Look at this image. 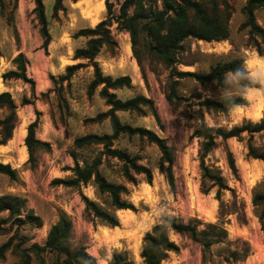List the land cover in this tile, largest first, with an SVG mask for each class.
<instances>
[{
    "label": "rangeland",
    "instance_id": "obj_1",
    "mask_svg": "<svg viewBox=\"0 0 264 264\" xmlns=\"http://www.w3.org/2000/svg\"><path fill=\"white\" fill-rule=\"evenodd\" d=\"M105 1L79 0L75 5L72 0H63L65 10L59 12L58 18H54V0H43L47 30L51 36L48 47L44 48L45 37L34 13L35 0H0V93L12 94L19 118L12 138L0 144V163L10 164L17 170L18 178L12 180L0 175V196L11 194L21 197L25 200V212L39 216L43 223L41 227L32 222L18 224L15 217L10 218L9 212L0 213V245L11 242L0 264H16L22 260V253L33 245L44 247L51 227L59 221L61 215H65L72 223L67 241L69 248L72 251L85 248L97 264H110L117 253H126L133 264H142L145 234L166 218H176L185 224L193 221L198 225V230L213 223L224 227L227 233L221 242L205 251L201 243L189 235L170 230V238L179 250L169 252L161 264H264V231L253 205L255 192L264 191V160L248 155L249 135L244 133L243 140L217 139L215 148L205 159L206 165L221 171L229 186V190H224L218 200L217 187H210L208 182L203 186L201 141L193 135L200 123L195 114L198 107L194 105L199 101H169L171 70L148 55L142 34L136 46L140 63L135 56L130 34L119 32L115 21L110 29L117 44L113 51L104 47L97 61L105 75L114 78L131 77V88L114 91L120 99L144 95L152 101L157 116L149 108L144 109L146 113L118 112V115L123 123L145 127L166 139L174 157L172 170L175 188L170 186L165 175L159 171L162 153L158 146L146 138L127 135H122L115 146L138 155L140 163L151 169L152 183L147 182L145 175L136 176V185L127 182L115 159L105 162L102 172L110 182L128 187L129 194L123 197L135 206V211H115L110 207V198L100 195L93 183L82 185L79 189L55 183L57 179L72 176L70 168L74 167L75 160L71 151L77 137L111 132L108 120L102 123L88 121L109 109L99 94L100 88L89 94V85L94 77L93 66L87 65L78 70L70 80V87L67 82L64 83L63 95L68 107L63 104V108H59L56 92L53 91L59 88L53 78L59 81L60 76L66 73L67 66L80 62L88 64L87 61L74 60L76 49L85 47L88 40L85 37L74 38V34L80 29L95 27L108 17ZM123 1L111 0L114 4L113 15L119 14ZM246 1L230 0L233 13L228 40L206 42L190 38L184 42L179 70L206 73L221 58L238 55L251 60L264 57L255 48L248 46V29L241 28L246 21L242 12ZM88 13L99 15L96 25H91L86 18ZM255 16L258 24L264 28V9H258ZM19 53L25 54L28 62L27 76L34 81L33 84L21 79L4 81L2 78L5 72L16 69L11 60ZM245 68L249 72L248 76L254 80L250 75V63H245ZM228 84L229 95L243 94L245 91L232 75L228 76ZM178 92L187 98L200 94L205 99L215 95V88L210 84L200 85L193 79H183ZM25 100L29 103L24 104ZM259 108V104H253L241 106L240 112L231 115L206 113L205 122L208 126L229 130L248 121L258 122L264 113V107ZM4 115V111H0V119ZM37 119L39 126L36 137L48 142L51 147L38 150L35 162L30 163L25 139L28 126ZM19 130L24 132L21 137L18 136ZM251 143L257 154H264V131L254 134ZM22 153L26 154L25 159H22ZM228 153L235 159L237 173L229 165ZM93 155V149L78 151L81 164ZM208 188L209 192L205 193L204 190ZM83 196L115 213L120 225L111 228L95 219L86 211ZM35 251H27L32 258L31 264H54L60 256L58 252L49 249ZM232 252H236V257L232 256ZM60 257L62 260L63 256Z\"/></svg>",
    "mask_w": 264,
    "mask_h": 264
},
{
    "label": "trees",
    "instance_id": "obj_2",
    "mask_svg": "<svg viewBox=\"0 0 264 264\" xmlns=\"http://www.w3.org/2000/svg\"><path fill=\"white\" fill-rule=\"evenodd\" d=\"M77 2L79 0H72ZM36 7L34 13L37 15L41 24V31L45 37L43 44L47 48L51 36L47 30V16L43 0H35ZM158 3H160L158 5ZM108 17L102 20L95 27L83 28L74 34V38L85 37L87 43L85 47L77 48L74 53V60L87 61L67 66L66 73L60 76L59 81L54 79L56 87V100L59 108L68 107L67 100L63 95L64 83L70 87V80L74 74L84 66H93L94 77L89 85V94H93L100 88L99 94L105 100L109 109L99 113L97 116L90 118L88 121L102 123L110 122V133H90L77 137L74 141L71 154L75 160L74 167L70 168L72 176L67 179H57L58 185L65 187L81 188L82 185L93 183L100 195H107L110 198V207L115 211L133 210L135 206L124 199L123 195L129 194V189L125 184H116L110 182L102 172L105 162L115 159L120 165V172L127 182L137 184V175H145L148 183H152L153 174L149 167L140 163L138 155H132L128 151L115 146V142L122 136L129 137L139 136L146 138L150 143H154L160 149L162 155L159 161V171L165 175L170 186L175 188V178L173 174L174 157L171 148L166 139L160 137L156 132L145 127L132 126L123 123L118 112H145L149 108L157 116L153 108L152 101L144 95L122 100L114 92L123 88H131L132 79L130 76H120L117 78L111 75H105L100 63L97 61L104 47L112 51L116 46V41L112 35L110 27L115 21L118 26L117 30L126 31L131 36L133 50L136 58L141 63V58L136 51L138 38L142 34L146 40L144 48L151 58L158 59L167 68L171 70V79L169 86L168 99L171 102H184L190 99L198 100L194 105L198 107L195 114L200 120L194 137L201 141V163L203 186L210 183V187H217L216 197L221 199L222 192L229 190L225 178L221 171L213 166L206 165V157L213 151L216 146V140L221 138L224 141L230 138L243 140V134L247 133L248 155L254 159L264 160V154H257L251 141L256 133L264 131V113L262 118L253 123L245 122L242 125L233 126L226 130L222 127L208 126L205 122V114H227L234 105L247 106V102L242 99L243 94L229 95L228 76L239 72L240 77L236 78L239 86L245 88L247 85L254 83L248 75L245 68L246 59L243 56L235 55L231 58H221L210 66V70L204 72H192L179 70L180 55L184 51V42L187 39L194 38L206 42H220L230 38V20L233 13L230 0H124L119 8V14L113 15L114 4L111 0L105 1ZM264 9V0H247L242 12L246 16V21L242 24V29H248L249 41L248 46L257 50L260 56L264 55V28L256 20L255 12L258 9ZM52 16L59 17V12L65 10L63 0H54ZM12 63L16 69L9 70L2 75L4 81L10 79H21L27 83L33 84L34 81L27 76V60L23 53H19L13 58ZM183 79H193L200 85L210 84L215 88V95L211 98L202 99L200 94L187 98L180 95L178 86ZM52 92V91H50ZM29 101L24 102V104ZM0 111L5 115L0 119V134L2 139L0 144L7 143L13 136L19 118L17 113V104L10 92L0 93ZM38 116L40 113H37ZM39 126V120H35L28 126V134L25 139V145L29 153L28 162L33 163L36 160V152L42 148L50 149V144L41 141L36 137V129ZM82 149H93L94 155L90 160H84L80 163L78 151ZM228 161L234 173H237L235 159L231 153H228ZM0 175L8 176L12 180L18 178L17 170L10 164L0 163ZM209 192V188L204 190ZM86 204V211L99 219L103 224L115 228L120 225L118 216L110 210L103 208L97 202L83 196ZM253 205L257 210L261 228L264 231V191H257L253 197ZM9 212L10 218L15 217L18 224L32 222L41 227L42 219L32 213L25 212V200L16 195L0 196V213ZM24 216V218H21ZM168 223L173 226L169 227ZM72 223L65 216L61 215L59 221L54 224L48 234L46 245L40 247L33 245L29 250H47L56 251L58 256L54 264H97L96 260L89 256L85 248L81 247L72 251L67 241L71 233ZM182 235H189L196 242L201 243L204 250L207 251L212 245L222 241L226 235V229L220 225L209 223L205 229L198 230V225L193 221L188 224L183 223L176 218H166L163 222L156 224L151 231H148L143 238V249L141 257L142 264H161L169 252L179 250L177 244L170 238L169 231ZM11 242L8 241L0 245V260L5 257ZM27 250V251H29ZM22 253V260L16 264H31V255L28 252ZM37 252V251H35ZM236 257V252H232ZM110 264H133L127 257L126 253L114 254Z\"/></svg>",
    "mask_w": 264,
    "mask_h": 264
},
{
    "label": "clouds",
    "instance_id": "obj_3",
    "mask_svg": "<svg viewBox=\"0 0 264 264\" xmlns=\"http://www.w3.org/2000/svg\"><path fill=\"white\" fill-rule=\"evenodd\" d=\"M245 63H251L250 75L254 78V83L245 87L242 99L247 102V106L253 104L264 105V57L258 58V61L246 60ZM239 72L233 74V78L240 77ZM241 111L240 105H234L228 112L229 115Z\"/></svg>",
    "mask_w": 264,
    "mask_h": 264
},
{
    "label": "bare ground",
    "instance_id": "obj_4",
    "mask_svg": "<svg viewBox=\"0 0 264 264\" xmlns=\"http://www.w3.org/2000/svg\"><path fill=\"white\" fill-rule=\"evenodd\" d=\"M86 18L88 19V20H90V22H91V25H96L99 21V15L98 14H95V13H88L87 14V16H86ZM251 61H258V59L257 58H255V59H251ZM250 67H251V63H250ZM259 109H261V108H263L264 107V105H260L259 104ZM257 113V115L259 116L260 114H259V112H256ZM23 134H24V132L21 130H19V132H18V136L19 137H21V136H23ZM21 157H22V159H25V157H26V154L25 153H22V155H21ZM121 212H128L127 210H122ZM105 231V230H104ZM107 231V230H106Z\"/></svg>",
    "mask_w": 264,
    "mask_h": 264
},
{
    "label": "crops",
    "instance_id": "obj_5",
    "mask_svg": "<svg viewBox=\"0 0 264 264\" xmlns=\"http://www.w3.org/2000/svg\"><path fill=\"white\" fill-rule=\"evenodd\" d=\"M78 2V1H77ZM75 5H76V2L74 3ZM96 4V3H95ZM78 7V6H77ZM104 13V12H103ZM83 14V13H82ZM84 16V15H83ZM102 18V17H101ZM84 20L86 21V19L84 18ZM100 23V22H99ZM89 24V23H88ZM90 25V24H89ZM86 28H88V27H86ZM24 54V53H23ZM25 55V54H24ZM70 66V65H69ZM27 67H28V63H27ZM39 139V138H38ZM41 141H43V139H40ZM115 228H117V227H115Z\"/></svg>",
    "mask_w": 264,
    "mask_h": 264
},
{
    "label": "water",
    "instance_id": "obj_6",
    "mask_svg": "<svg viewBox=\"0 0 264 264\" xmlns=\"http://www.w3.org/2000/svg\"><path fill=\"white\" fill-rule=\"evenodd\" d=\"M168 226L172 227V226H173V224H172V223H168Z\"/></svg>",
    "mask_w": 264,
    "mask_h": 264
}]
</instances>
